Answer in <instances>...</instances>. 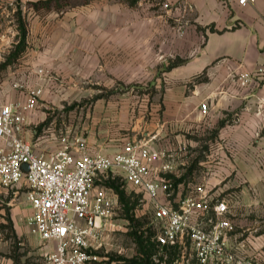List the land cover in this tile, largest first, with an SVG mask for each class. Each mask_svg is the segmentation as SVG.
Masks as SVG:
<instances>
[{
    "label": "crops",
    "instance_id": "obj_1",
    "mask_svg": "<svg viewBox=\"0 0 264 264\" xmlns=\"http://www.w3.org/2000/svg\"><path fill=\"white\" fill-rule=\"evenodd\" d=\"M89 1L65 14V25L56 28L55 36L50 33L28 48V75L16 70L14 76L21 78L15 82L44 87L38 107L27 113L24 138L36 153L47 155L61 146V131L44 123L45 109L65 114L73 98L96 97L75 115L77 128L65 123V130L85 131L89 150L103 153L155 135L153 143L173 154L176 179L185 181L194 164V178L206 179L216 193L235 195L238 232L232 239L244 243L248 258L264 263V79L252 89L234 78L235 73L264 67V0H171L169 7L159 4L158 9L96 0L94 10ZM173 15L179 16V37L175 31L169 38L168 17ZM88 16L103 19L95 27V41L73 40V35L92 33L88 25L77 24ZM174 58L179 62L168 70ZM201 74L205 79L200 81L196 78ZM170 81L175 84L168 87ZM148 83L165 89L146 91ZM1 88L3 101L27 98L25 89ZM203 101L207 113L200 109ZM160 164L156 161V170ZM31 213L30 207L26 217ZM14 218L18 232H29ZM44 248L53 249L54 242Z\"/></svg>",
    "mask_w": 264,
    "mask_h": 264
},
{
    "label": "built area",
    "instance_id": "obj_2",
    "mask_svg": "<svg viewBox=\"0 0 264 264\" xmlns=\"http://www.w3.org/2000/svg\"><path fill=\"white\" fill-rule=\"evenodd\" d=\"M170 4L163 0L162 5ZM234 78L241 87L254 89L264 79V67L235 73ZM14 87L25 89L27 98L0 99V186L14 194L25 189L32 209L27 223L44 246L54 242V248L43 253L44 264L109 263L101 250L119 224L121 208L118 192L107 184L110 179H120L123 187L143 195L152 222L141 229L152 232L156 262L167 264L168 252L173 251L172 264H264L248 258L242 252L244 243L232 239L238 232L235 195L214 192L206 179L175 183L173 154L153 143L155 135L103 153L89 150L85 131L66 130L60 134L59 148L38 154L23 133L29 124L27 113L38 107L44 87L19 81ZM200 109L208 112L207 101Z\"/></svg>",
    "mask_w": 264,
    "mask_h": 264
},
{
    "label": "rangeland",
    "instance_id": "obj_3",
    "mask_svg": "<svg viewBox=\"0 0 264 264\" xmlns=\"http://www.w3.org/2000/svg\"><path fill=\"white\" fill-rule=\"evenodd\" d=\"M121 1L126 3V5H129L127 1ZM89 2L93 5L97 1L91 0ZM83 3L84 0H62L60 2L57 0L49 2H45L44 0H0V52H2V58H0V91L2 89L1 86L4 84H7L9 87H11V85L14 86L15 81L21 78L20 76H14L16 70H19L18 72L23 75L29 74L31 59L26 55L27 53H30L28 48L43 41L46 36L55 32L57 27L65 25V14L74 8L80 9ZM162 3L163 0H139L132 5V8L141 9L146 6L145 8L148 9H158L160 8V5L164 7ZM174 7H179V4L177 5L176 3ZM91 9H95L94 5ZM93 10L92 12H94ZM174 10L175 9H173V12L176 11ZM169 11L172 12V10ZM89 14L91 13L89 12ZM20 17H22L27 29L24 52L20 53L15 61L6 65L7 60L9 61V58L16 52L15 45L19 39ZM102 20L103 19H99L95 16L80 18L77 24L88 25L92 28V33L90 30L87 34H76L73 35L72 39L80 41L81 38L88 37V40L95 41L97 36L95 33V27L97 24H100ZM48 25L50 28L44 30ZM168 27L169 38L175 37V31L178 33L179 37V16H169ZM171 32L173 33L171 34ZM53 35L55 36V33H53ZM65 36L67 35H63V37ZM176 62H179V58H174V60L169 61L167 66L168 70L172 68V63ZM202 79H205L204 74L199 77L200 81ZM5 80L7 81L5 82ZM19 82L26 86L22 79L19 80ZM173 84L175 83L170 81L168 87H171ZM191 84L192 82H189L188 86H191ZM164 89L165 87L163 84L161 88L154 83H148L146 91L159 92V90ZM95 100L96 97L73 98L71 103L66 105L67 112L65 114L63 111L58 110V108L54 110L53 108L48 107L45 109L47 113L45 115L46 119L44 123L52 125L58 132L66 131L64 128L65 123H73L71 128L76 129L77 120H75V115L78 116L80 110L85 111L86 107H89L95 102ZM156 100L160 101V98H156ZM193 165L194 164H191V168H189L191 170L185 173L186 184L187 182L194 183L201 181L200 178H194L196 166L194 165L193 167ZM117 183L121 185L122 189L126 190L127 196L129 197L127 201H123L118 193L121 205L117 220L119 224L117 225L116 230H113L107 236L106 246L101 250V254L105 257L104 259L109 262L108 264H130L129 260L135 259L136 255H138V246L135 237L131 234V231L134 228L133 225L137 222L145 224L151 223L152 217L147 209L148 205L140 192L131 191L125 187L123 188L120 179L117 180ZM24 190L25 189H21L18 193L14 194L12 190L5 191L0 187V199H3L4 202L2 204L5 208L4 214L0 218V264H44V245L41 243L39 237L34 234L29 224L24 222L27 218V212L30 210ZM16 210L20 211L18 213L19 215L15 212ZM17 216L21 225H24V227L27 225L29 227V232L17 231L14 218ZM131 217L136 219L135 224L132 223L133 221ZM32 238L35 239V242ZM155 253H157V250ZM116 255L123 257L122 259L124 260H112ZM167 264H172V261H170L169 258Z\"/></svg>",
    "mask_w": 264,
    "mask_h": 264
},
{
    "label": "trees",
    "instance_id": "obj_4",
    "mask_svg": "<svg viewBox=\"0 0 264 264\" xmlns=\"http://www.w3.org/2000/svg\"><path fill=\"white\" fill-rule=\"evenodd\" d=\"M44 1L49 2L52 0H44ZM57 1L60 2L62 0H57ZM125 1H127L130 5H134L139 0H125ZM19 29H20L19 39L15 45L16 46V49H15L16 52L9 58L10 59L9 61L7 60L6 65L15 61L19 57L20 53L24 52L27 29H26V26H25V23H24L22 17L19 18ZM211 29L214 30L213 27H211ZM201 75H199L196 79H199V77H201ZM117 180L116 179H113V180L110 179L109 181H107V184L109 186H112L120 194L121 200L127 201L129 196H127L126 190L122 189L121 185L117 183ZM183 180H184V177H180L179 179H175V183L182 182ZM131 219L133 221L132 223L135 224L136 219H133L132 217H131ZM143 225H144V223H138V222L135 225H133L134 228L131 231V234H132V236L135 237V240H136V243L138 246V249H137L138 255H136L135 259L129 260V262H130V264H160V263H156L153 259V255L155 254L157 247H156V244L151 240L152 232L151 231H145L144 229H141V227ZM139 229H141V232H139ZM174 255H175V253L173 251L168 252V258L170 261H173ZM115 257H113L112 260H117V261L118 260H124V259H122L123 257H121L119 255H116Z\"/></svg>",
    "mask_w": 264,
    "mask_h": 264
},
{
    "label": "water",
    "instance_id": "obj_5",
    "mask_svg": "<svg viewBox=\"0 0 264 264\" xmlns=\"http://www.w3.org/2000/svg\"><path fill=\"white\" fill-rule=\"evenodd\" d=\"M26 168H28V165H25Z\"/></svg>",
    "mask_w": 264,
    "mask_h": 264
}]
</instances>
